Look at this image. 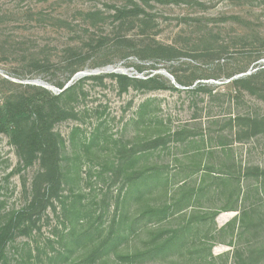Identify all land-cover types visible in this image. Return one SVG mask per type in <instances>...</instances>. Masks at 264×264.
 Returning <instances> with one entry per match:
<instances>
[{"label": "rangeland", "instance_id": "obj_1", "mask_svg": "<svg viewBox=\"0 0 264 264\" xmlns=\"http://www.w3.org/2000/svg\"><path fill=\"white\" fill-rule=\"evenodd\" d=\"M135 4L137 16L113 17V6ZM155 46L165 51L153 57ZM261 64L264 0H0V102L28 85L54 94L58 83L76 85L61 99L74 118L54 125L64 143L61 189L24 221L0 264H241L240 255L264 248L260 226L240 234L227 226L236 215L224 210L228 192L202 170L264 167V133L237 136L227 123L237 111L264 116V74L238 103L226 84ZM151 69L179 89L121 92L112 75L145 78ZM175 77L212 91L182 90ZM147 99L150 119L139 116ZM161 128L179 132L138 149ZM38 168L0 133V226L30 203ZM136 170L154 175L130 187ZM250 264H264V253Z\"/></svg>", "mask_w": 264, "mask_h": 264}, {"label": "trees", "instance_id": "obj_2", "mask_svg": "<svg viewBox=\"0 0 264 264\" xmlns=\"http://www.w3.org/2000/svg\"><path fill=\"white\" fill-rule=\"evenodd\" d=\"M113 8V17L118 21L130 16H137L141 11L136 4L132 8H126V6H113ZM148 50L153 57L165 51V49L157 46L149 47ZM153 71L154 69H151L148 72L149 74L144 75L145 78L129 77L119 73H112V75L115 76L121 92L126 91L129 86L141 87L145 91L166 88L179 89L170 84L164 75ZM263 74L264 64H261L249 73L236 77H233L234 75L232 74L228 75L226 84L231 88L230 96L234 102L238 103L246 91L249 93L255 92L253 85L256 82V78ZM72 75L73 70H70L65 81L70 79ZM224 80L222 79V81ZM175 81L178 85L184 87L182 90L188 92L203 91L211 93L212 91L208 82H183L178 77H175ZM64 84L62 82L58 83V88L61 91L57 94L42 86L28 85L31 92L9 95L0 102V133L8 136L10 143L16 148L17 155L24 165H32L35 161L39 164V168L31 182L33 195L30 203L25 208L13 212L7 222L0 226V258L8 241L17 231L22 232L21 228L25 224L24 221L32 217L34 210L38 206H45L44 202H49L57 197V192L61 189L63 174L60 160L64 143L60 134L54 130V125L62 120L74 118L73 111L62 105L61 99L76 88L74 84L63 88ZM150 101V99H147L146 103L141 105L140 117L148 116V118H144L150 119L154 116L153 112L149 115H143L142 113V109ZM147 119H145V122ZM227 123L231 130L236 128L237 136L240 133L251 136L264 133V116L237 111L234 115L229 116ZM178 132H171L170 129L161 128L157 135L145 139L138 146V149L143 150V152L155 149L164 144L166 137L177 136ZM220 145L225 148L224 143H220ZM133 149L135 148L131 147L128 149V154L125 157L123 155L127 161L133 158ZM222 150L223 152L225 151L224 149ZM230 158L233 160V156H230ZM223 163L219 167H214L211 163H205L202 170H204L205 174L203 177H209L211 175L210 172H215L211 178L221 181L224 185V193L228 192V194L226 193L228 209L224 210L235 211L236 215L227 223V226L229 228L232 226L233 228L237 227L239 234L251 225L260 226L264 230V167L246 165L241 168L239 166V170L236 173L233 171V168H235L234 162L233 165L230 162L228 163L232 167H229L226 162ZM144 172L146 173V170H136L130 173L127 179L129 186L132 187L137 180L142 181V178L146 180L154 175L147 174V176L143 177L140 174H144ZM243 182L245 183L242 185ZM231 188L235 189V193L233 191L230 192ZM250 192H252L251 199L249 196ZM257 229L259 228L257 227ZM256 250V253L249 251L246 256L240 255V263L250 264L255 254L264 253L262 246Z\"/></svg>", "mask_w": 264, "mask_h": 264}, {"label": "water", "instance_id": "obj_3", "mask_svg": "<svg viewBox=\"0 0 264 264\" xmlns=\"http://www.w3.org/2000/svg\"><path fill=\"white\" fill-rule=\"evenodd\" d=\"M162 73L174 82L173 78H172L170 75H168V74L165 73V72H162ZM239 76H240V75H239Z\"/></svg>", "mask_w": 264, "mask_h": 264}]
</instances>
